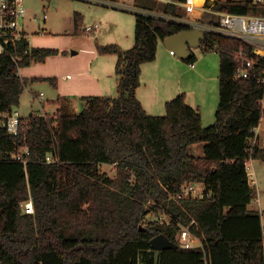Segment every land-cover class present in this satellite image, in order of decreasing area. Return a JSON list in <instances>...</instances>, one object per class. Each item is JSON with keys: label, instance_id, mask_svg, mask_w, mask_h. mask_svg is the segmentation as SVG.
<instances>
[{"label": "trees", "instance_id": "obj_1", "mask_svg": "<svg viewBox=\"0 0 264 264\" xmlns=\"http://www.w3.org/2000/svg\"><path fill=\"white\" fill-rule=\"evenodd\" d=\"M143 1L144 9L157 10L136 13L133 47L98 45L99 53L118 55L116 96L83 97L79 113H32L17 135L0 125V264H140L141 253L144 264H264L262 213L248 207V162L264 161V146L251 143L263 86L233 79L237 62L229 52L241 40L205 30L199 43L220 52L215 122L204 125L185 94L168 100L165 114H149L136 95L142 64L156 59L160 40L194 27L175 19L176 3ZM214 8L261 9L250 0H218ZM75 18L78 29L80 14ZM201 22L217 19L206 11ZM54 52L30 46L24 32L0 55V111L20 105L29 82L20 68ZM184 59L197 56L191 50ZM197 143H205L204 155L189 152ZM104 163L115 164V177L101 171ZM187 183L202 184L204 197L175 200ZM29 199L33 213L25 211ZM164 212L170 222L147 220ZM184 226L201 246L180 247L175 235ZM159 234L178 248L156 255L151 240Z\"/></svg>", "mask_w": 264, "mask_h": 264}, {"label": "rangeland", "instance_id": "obj_2", "mask_svg": "<svg viewBox=\"0 0 264 264\" xmlns=\"http://www.w3.org/2000/svg\"><path fill=\"white\" fill-rule=\"evenodd\" d=\"M100 1L24 0L26 15L21 19V27L28 34L30 46L53 48L55 52L43 61L34 60L32 64L21 68V76L29 80L21 95L20 105L16 107L21 116L29 117L32 113L54 114L59 110L64 112L66 109L63 105V97L81 102L82 96L98 93L99 85L95 79V68L100 66L104 73L110 75L106 77L107 82L110 79L113 82L118 55L101 54L98 51V45L115 43L124 49L133 47L136 13L144 9V1L106 0L109 3ZM158 11L161 10L158 9ZM77 13L80 14L78 29L75 24ZM180 15L181 18H188L182 7ZM96 24H98L97 30H86L87 26ZM192 50L198 57L196 66L200 74L198 78L196 77L195 84L198 82L199 85L197 95L203 98L204 125H210L216 120L212 110L214 107L217 108L219 102L220 52L217 47L209 48L200 43L192 45ZM181 55L180 52L172 55L165 42L160 40V66L148 64L153 66L151 69L146 68L145 73H152L153 70L166 67L174 61L183 68L188 67L189 63ZM175 58L178 60H174ZM85 71L90 73H84ZM35 77L39 80L33 81ZM169 82L174 81L172 82L171 79ZM41 92L44 93L43 97ZM111 94H118L115 87ZM60 95L61 102L55 103ZM34 96L38 99H34ZM76 109L70 111L75 112ZM262 127L264 128V121ZM258 141L261 146H264V129H260ZM251 143L253 144V141ZM201 145V143L191 145L189 152L198 155L202 151ZM100 169L111 177L116 176L115 164L104 163L100 165ZM253 169L258 184V188L254 187V198L259 196L264 203V161H254ZM252 182L256 185L255 180L252 179ZM253 206L259 208L255 199L251 203V207ZM159 215H148L147 220L153 221ZM165 219L169 220L167 217ZM179 245L181 247V244ZM140 264H144L143 253L140 255Z\"/></svg>", "mask_w": 264, "mask_h": 264}, {"label": "built area", "instance_id": "obj_3", "mask_svg": "<svg viewBox=\"0 0 264 264\" xmlns=\"http://www.w3.org/2000/svg\"><path fill=\"white\" fill-rule=\"evenodd\" d=\"M157 1L160 3H176L180 8L182 7L188 18H179L177 21L189 24L194 28H200L203 31L206 30L241 40L240 47L229 52L237 62L233 79L237 81L251 78L263 86V95L259 99L262 107L261 118L258 126L253 129L255 136L252 138V145L259 144L258 135L260 129L263 128L264 121V0H250L259 5L261 9L245 14L215 9L214 5L218 0H204L201 4L196 0ZM100 2L109 3L106 0ZM206 11L215 14L216 24L201 22V18ZM198 12L200 13L198 14ZM149 13L153 14L154 12ZM25 15L24 0H0V55L7 52L10 46L16 47L19 40L24 37L25 30L21 27V19ZM45 17L47 16L45 15ZM97 28L98 24L90 25L87 26L86 30L93 31ZM171 52L176 53L174 49H171ZM190 65H193V63H190ZM43 96L44 93L41 92V97ZM23 118L20 112L15 109L0 111V125L5 126L8 132L13 135L19 134L24 128ZM52 158V155L47 157L48 161H51ZM172 197L177 201L184 197L203 198L204 186L200 183H187L181 192L172 195ZM24 207L27 213H33L34 204L32 199L26 201ZM155 218L160 222H170V216L166 212ZM192 222H195V220ZM175 237L182 248L187 249L202 245L200 238L192 232L189 226L181 227Z\"/></svg>", "mask_w": 264, "mask_h": 264}, {"label": "crops", "instance_id": "obj_4", "mask_svg": "<svg viewBox=\"0 0 264 264\" xmlns=\"http://www.w3.org/2000/svg\"><path fill=\"white\" fill-rule=\"evenodd\" d=\"M156 10L150 11L147 9H141V10H138V12L149 13V12H154ZM25 33H27V32L25 31ZM159 43H160V41H159ZM129 46H123V47L127 48ZM167 48H169L170 50L172 49L168 46H167ZM190 50H192V46L190 47ZM214 51L217 52L216 50H214ZM176 53H178V52H176ZM171 54L174 55V53H172V52H171ZM197 59H198V57H197ZM159 60L160 59H159V45H158V51H157L156 59L153 61L145 62L144 64H142L141 83H140V86L137 88L136 95H137L138 99L141 101V103L143 104L146 111L151 115H163L164 112L166 113L165 104L168 100L175 98L178 95L185 94L186 102L188 104L192 105L193 107H199L200 108V110L202 112L203 123H204L205 112H204L203 104H202L203 98H201V97H199V95H197V90L199 89V85H198V82H197V84H195V79H196V77L198 78V76L200 74V72L196 66L198 60L193 62V65H190V63H189L188 67H184V68L177 65L174 61L173 64H172V62H170V64H167L168 66L162 67L158 70H153L152 73H145L146 68L151 69L152 68L151 66H153V65H148V64H156L155 66L159 67L160 66ZM174 60L177 61L178 59L175 58ZM20 70H21V68H20ZM219 70H220V64H219ZM95 72H96V78L95 79H96L97 84L99 85V88H98V93L91 94V95L116 96L117 94H111V93H112L114 87H115V89H117V93H118V76H117V74L114 75L113 82L111 81V79L109 82H107L106 77L110 76V75L104 73L101 66L98 68H95ZM84 73H90V72L85 71ZM20 74H21V72H20ZM67 76H70V75H67ZM171 79H172V82L174 81L173 83L169 82V80H171ZM219 80L220 79H219V74H218V83H219ZM218 88H219V85H218ZM86 96H90V95L82 96L81 102H76L75 100L71 101L70 98H65L62 96L64 98L63 105L69 111L71 109L74 110L75 108H77L76 109L77 111H75L74 113H79L84 108L86 100L83 97H86ZM59 98H61V95L58 97V99ZM34 99H38V97H35ZM219 100H220V90H219ZM40 101H42V99ZM218 105H219V102H218ZM16 107H18V106H15L13 109L16 110ZM217 108H218V106H217ZM217 108L214 107L212 110L215 119H216ZM24 117H27V116H24ZM213 123H211V124H213ZM206 126H208V125H206ZM262 129H264V128H262ZM201 144H202L201 145L202 151L198 155H204L205 143H201ZM258 160H261V159L251 158L248 162L250 184L252 185L253 190H254V187L258 188L256 173H255V170L253 169L254 161H258ZM250 167H252V169ZM251 172H253V176H251ZM252 179L255 180L256 185H254V182H252ZM254 196L255 195L253 192V200L255 199V202L258 203L259 208L254 207V206L251 207L252 202L248 205V207L250 210H259L262 213V222H263L264 203L262 202V199L259 196H257L256 198H254ZM263 225H264V222H263Z\"/></svg>", "mask_w": 264, "mask_h": 264}, {"label": "water", "instance_id": "obj_5", "mask_svg": "<svg viewBox=\"0 0 264 264\" xmlns=\"http://www.w3.org/2000/svg\"><path fill=\"white\" fill-rule=\"evenodd\" d=\"M202 36L203 30L200 28H194L169 35L165 38L164 42L166 46L174 49L176 52H180L182 54L181 56L185 58L191 51L190 47L198 44ZM151 245L156 250V255L165 249L178 248V244L169 239L165 234H159L154 237L151 240Z\"/></svg>", "mask_w": 264, "mask_h": 264}, {"label": "bare ground", "instance_id": "obj_6", "mask_svg": "<svg viewBox=\"0 0 264 264\" xmlns=\"http://www.w3.org/2000/svg\"><path fill=\"white\" fill-rule=\"evenodd\" d=\"M196 2H198L199 4L203 3L204 0H196Z\"/></svg>", "mask_w": 264, "mask_h": 264}]
</instances>
